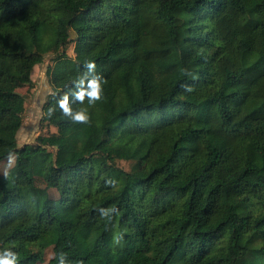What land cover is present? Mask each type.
<instances>
[{
  "label": "trees",
  "instance_id": "16d2710c",
  "mask_svg": "<svg viewBox=\"0 0 264 264\" xmlns=\"http://www.w3.org/2000/svg\"><path fill=\"white\" fill-rule=\"evenodd\" d=\"M48 54L57 131L19 146ZM12 156L0 264H264V0H0Z\"/></svg>",
  "mask_w": 264,
  "mask_h": 264
},
{
  "label": "rangeland",
  "instance_id": "374dc122",
  "mask_svg": "<svg viewBox=\"0 0 264 264\" xmlns=\"http://www.w3.org/2000/svg\"><path fill=\"white\" fill-rule=\"evenodd\" d=\"M68 39L65 38L64 41ZM68 54L74 56V44L70 43L68 47ZM55 55L48 54L44 57V62L37 65L33 72V84H26L23 87L17 89V92L23 95L26 99L23 107V127L18 134L19 146H23L26 143L37 144L38 137L43 134H50L56 132L57 128L54 126H48L43 123V106L47 100V97L52 92V86L47 74L48 67L53 65V58ZM16 162V157L12 156L0 161L1 173H7ZM119 165L125 169H130V164L127 161L120 160ZM36 185L42 188H48L47 182L43 177L35 178ZM50 196L54 199H59V191L55 188H48ZM38 251V247H34ZM54 256L53 247H48L44 253V261L39 264H46Z\"/></svg>",
  "mask_w": 264,
  "mask_h": 264
}]
</instances>
